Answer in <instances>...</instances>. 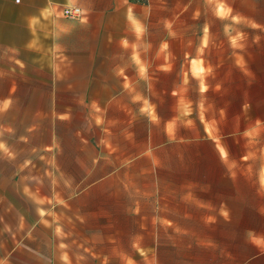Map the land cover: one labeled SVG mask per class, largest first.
<instances>
[{"label": "crops", "instance_id": "obj_1", "mask_svg": "<svg viewBox=\"0 0 264 264\" xmlns=\"http://www.w3.org/2000/svg\"><path fill=\"white\" fill-rule=\"evenodd\" d=\"M259 12L264 0H0L14 167L0 264H264V234H210L240 220L219 208L239 206L236 148L264 124Z\"/></svg>", "mask_w": 264, "mask_h": 264}, {"label": "rangeland", "instance_id": "obj_2", "mask_svg": "<svg viewBox=\"0 0 264 264\" xmlns=\"http://www.w3.org/2000/svg\"><path fill=\"white\" fill-rule=\"evenodd\" d=\"M258 29L255 42L257 56V71L264 72V12L257 14ZM253 43V40H252ZM0 119V223L7 225L9 205L13 200V126L10 115L13 112L2 111ZM13 120V119H12ZM241 158V191L236 202L239 206L219 208L225 210L237 219V222L210 223V234H264V124L251 128L242 135L238 144ZM3 205V206H2ZM217 208V207H216ZM216 210V209H215ZM230 211V212H229ZM236 215H234V214ZM222 226L224 231H222ZM5 233V232H4ZM8 233V232H7ZM168 235L163 234L164 242ZM192 238V236H191ZM179 245L186 242V238L178 239Z\"/></svg>", "mask_w": 264, "mask_h": 264}, {"label": "built area", "instance_id": "obj_3", "mask_svg": "<svg viewBox=\"0 0 264 264\" xmlns=\"http://www.w3.org/2000/svg\"><path fill=\"white\" fill-rule=\"evenodd\" d=\"M143 1V0H138ZM64 16L68 18H79L82 15L81 8L75 5L65 6L63 9Z\"/></svg>", "mask_w": 264, "mask_h": 264}]
</instances>
